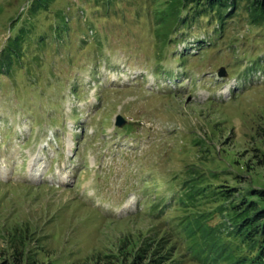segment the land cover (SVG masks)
Listing matches in <instances>:
<instances>
[{
  "label": "rangeland",
  "instance_id": "obj_1",
  "mask_svg": "<svg viewBox=\"0 0 264 264\" xmlns=\"http://www.w3.org/2000/svg\"><path fill=\"white\" fill-rule=\"evenodd\" d=\"M180 3L0 0V264H215L254 222L264 21Z\"/></svg>",
  "mask_w": 264,
  "mask_h": 264
},
{
  "label": "trees",
  "instance_id": "obj_2",
  "mask_svg": "<svg viewBox=\"0 0 264 264\" xmlns=\"http://www.w3.org/2000/svg\"><path fill=\"white\" fill-rule=\"evenodd\" d=\"M35 0H33L34 2ZM194 2V3H190ZM242 2H246V6L249 9L251 19L257 22L264 21V0H184V3H180L179 7H189L192 9L195 15H201L207 12H214L224 9L229 13L233 9H237ZM32 9L41 6L45 3H31ZM170 7L174 11L175 6L171 3ZM179 9V8H178ZM256 135L259 136L264 142V125L259 126L256 130ZM257 162H264V153L261 157L256 156ZM232 187H229L231 189ZM253 191L264 200V187L254 188ZM249 204L255 205V201H251ZM247 206H249L247 204ZM246 206V209H247ZM248 220H253V223H249L248 228L231 229L230 236H222L221 231L217 233H211L212 231L205 230L201 232L206 241V236H209L211 241L214 242V248L212 251L206 250L207 253L201 252L202 258L208 261H212L215 264H264V207L257 209L253 215L244 219L247 223ZM26 229H23L22 234H25ZM196 232V230L194 231ZM230 233L229 231L227 234ZM163 236V235H162ZM236 239L237 241L232 245L230 240ZM170 241V240H169ZM150 239H147L139 252L135 255L134 264H164L167 259L170 260L169 264H179V256L173 257V252H170L172 247L166 249V243L160 242V244L154 245ZM154 248V249H152ZM205 250V248L203 249Z\"/></svg>",
  "mask_w": 264,
  "mask_h": 264
},
{
  "label": "water",
  "instance_id": "obj_3",
  "mask_svg": "<svg viewBox=\"0 0 264 264\" xmlns=\"http://www.w3.org/2000/svg\"><path fill=\"white\" fill-rule=\"evenodd\" d=\"M219 73H220V74H223V73H224V69L222 68V69L220 70ZM124 122H125V119L123 118V116H122L121 114H118V115L116 116V121H115V123H116L117 125H122Z\"/></svg>",
  "mask_w": 264,
  "mask_h": 264
}]
</instances>
